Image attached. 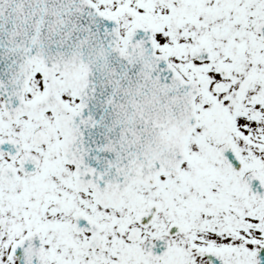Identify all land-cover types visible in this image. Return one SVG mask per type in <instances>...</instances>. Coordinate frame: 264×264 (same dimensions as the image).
I'll list each match as a JSON object with an SVG mask.
<instances>
[{"label": "snow or ice", "instance_id": "1", "mask_svg": "<svg viewBox=\"0 0 264 264\" xmlns=\"http://www.w3.org/2000/svg\"><path fill=\"white\" fill-rule=\"evenodd\" d=\"M0 264H264V0H0Z\"/></svg>", "mask_w": 264, "mask_h": 264}]
</instances>
